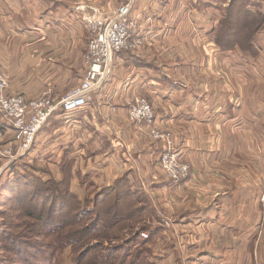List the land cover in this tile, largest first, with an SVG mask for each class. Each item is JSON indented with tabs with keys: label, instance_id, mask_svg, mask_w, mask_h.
Returning a JSON list of instances; mask_svg holds the SVG:
<instances>
[{
	"label": "crops",
	"instance_id": "1",
	"mask_svg": "<svg viewBox=\"0 0 264 264\" xmlns=\"http://www.w3.org/2000/svg\"><path fill=\"white\" fill-rule=\"evenodd\" d=\"M128 1L0 0V69L7 94L31 100L49 92L58 101L77 87L89 39L84 17H110ZM253 1L264 7V0ZM227 6V0H132L130 16L145 46L116 54L109 78L87 105L54 113L29 153L48 150L47 166L70 162L77 177L90 178L99 189L124 178L131 196L142 193L152 207L154 225L144 229L154 236L143 240L155 241L156 248L168 241L169 229L158 223L174 216L175 231L177 224L181 233L189 232L191 245L209 248L183 264H264V176L263 182L258 177L264 93L245 95L232 65L236 51H222L213 41ZM262 41L264 29L253 43L257 57L251 59L258 64L264 62ZM137 96L149 101L159 129L171 133L180 161L190 166L178 185L160 173L162 145L144 125L128 120ZM245 100L250 108L244 111ZM163 247L166 253L153 251L151 262L178 264L183 246Z\"/></svg>",
	"mask_w": 264,
	"mask_h": 264
},
{
	"label": "rangeland",
	"instance_id": "2",
	"mask_svg": "<svg viewBox=\"0 0 264 264\" xmlns=\"http://www.w3.org/2000/svg\"><path fill=\"white\" fill-rule=\"evenodd\" d=\"M227 1L229 6L230 0ZM228 9V19L233 22V25L231 23V27L241 31L243 36L240 40V44L245 46V42L250 38L258 22L249 19L243 20V22L238 21L237 12H239L240 9H236L235 7L234 9ZM254 41L253 43H255ZM233 50L236 51L232 54L236 62H233L232 65H236L238 68L237 79L241 81L242 87L245 88V95L248 96L249 99L252 97V94H258V96L261 97L264 93L263 60L261 64H258L249 57L250 55L247 56L245 53L244 55L238 46ZM130 53L133 52L125 51L118 54L129 55ZM226 77L227 79H231V76ZM254 89H257L255 93H253ZM245 101V104L243 103L244 111L250 108V101ZM29 153L10 163L7 159L0 157V264H77L75 261L76 257L87 245H93L98 242L105 248H109L116 242L109 241L112 235H114V237H119L120 241L117 243H121L127 240L128 236L132 234L131 232L137 227L144 228L145 225L148 228L153 227L154 223L150 221L152 217L144 216L145 219L141 220L142 224H138L137 222H130V224H128L127 227L131 230L122 233L112 231L110 234L106 232L102 233L104 230H99V227L97 231L93 230L95 234L92 233V231L91 236H87V238H82V240H80V237H75L79 236L78 230L86 223H89L93 216H83L82 221L79 222L78 219L80 214L71 211L61 213L58 211L59 209L54 210V208H50V206L48 208L45 206L43 193L57 190L60 195L63 196L62 198H65L69 204L79 206L78 201H83L85 202L83 203V207H88L90 209L91 205L89 202H91L94 196L103 189H99L94 182H91L90 178H84L81 174L80 177H77V175H75L77 172L76 168H67L65 165L66 163H63L64 167L61 166L62 168H57V166H53L54 164L47 166L46 164H52L48 163L45 159V153H48V150L41 153L37 150L35 152L36 154L32 153L31 156ZM159 169L160 173L165 177L160 167ZM8 173H12L13 175ZM253 174V180L256 181L255 175L258 176V174H255L254 170ZM262 175L264 176V164H260L259 167V182H263ZM244 176L245 181L249 180L250 177H246L245 173ZM75 180H77L78 185L81 186V191L78 185H72ZM16 181L19 183L16 184ZM50 181H53V183L48 184L47 182ZM259 187V193L263 195L264 187ZM67 188H71L70 191H72V195L76 197L78 195L80 200L77 198L76 200L69 198L68 195L65 194ZM46 195L48 194L46 193ZM55 202H61V200L59 199ZM146 208L148 207L146 206ZM102 211L103 216H106L105 212L108 214L112 212L111 208H104ZM99 214H101V212ZM162 217L163 216H161V218ZM132 220L137 221L138 219L135 220L134 218L129 221ZM173 220L177 222L174 216L162 218L161 222L158 224L160 227L169 229L167 233V238H169V240L161 245L159 242L157 248L155 241L150 242L148 244L149 250L152 252L154 251L153 253L156 251L166 253L163 247L165 244L169 245V247L173 244L177 249L183 246L181 250L177 251V254H181L180 252L182 251L183 255V257L179 256L180 258H178L177 262L178 264H183L184 262H190L187 261V258L190 257L191 260L192 257H196L197 254L199 255L200 251L209 249L203 247L200 243H198L197 246L191 245V242L188 240L189 232L185 231V233H181V228H178L177 224H175V231L173 229ZM141 233L146 235L149 234L148 231H142L140 234ZM177 235L180 236V238L181 236L183 237L180 243H178ZM77 241V246H74L73 242L76 243ZM162 249H164V251ZM97 252L102 254L101 250ZM94 255L95 254L92 253L93 257ZM168 255L173 256V253ZM92 256L87 257L83 263L79 264H92Z\"/></svg>",
	"mask_w": 264,
	"mask_h": 264
},
{
	"label": "built area",
	"instance_id": "3",
	"mask_svg": "<svg viewBox=\"0 0 264 264\" xmlns=\"http://www.w3.org/2000/svg\"><path fill=\"white\" fill-rule=\"evenodd\" d=\"M132 0L119 6L110 17L92 15L84 17V27L89 34L83 55L85 73L79 85L71 89L58 101L49 92L27 100L22 95L7 94L8 83L0 71V157L10 162L28 154L38 133L57 111L71 114L81 110L89 102L110 74L116 54L136 52L146 44V39L137 34L138 26L131 18ZM128 120L132 124L144 125L149 137L162 145L159 167L165 178L178 185L185 181L190 166L180 161L170 132L162 131L157 125L155 113L149 101L137 96L130 103ZM9 129L12 137L7 140ZM146 239V234H140Z\"/></svg>",
	"mask_w": 264,
	"mask_h": 264
},
{
	"label": "trees",
	"instance_id": "4",
	"mask_svg": "<svg viewBox=\"0 0 264 264\" xmlns=\"http://www.w3.org/2000/svg\"><path fill=\"white\" fill-rule=\"evenodd\" d=\"M233 6L236 9H240V11L237 12L238 21L243 22V20L249 19L251 21L254 20L258 22L257 26L252 31L250 38L247 42H245V46L240 44L243 34L239 29L232 28L231 23L233 25V22L228 19V8L234 9ZM263 29L264 7L261 4L256 3L253 0H230V5L222 11V17L219 21L217 29L214 31L213 41L222 51L233 50L236 46H238L243 54L245 53L247 56L250 55L249 57L255 59L257 57V51L253 45V41L258 33H260ZM65 165L67 168L71 167L70 162H67ZM62 167H64V165ZM78 177H80V175H78ZM17 183L19 182L16 181V184ZM47 183L52 184L53 181ZM46 193L48 195H46ZM43 194L45 206L48 208L50 206V208H54V210L59 209L58 211L61 213L71 211L73 213L80 214L78 219L79 222L82 221L83 216H93L89 223H86L78 230L79 236L75 237H80V240H82V238H87V236H91V232L93 230L97 231L99 227V230H104L102 233L106 232L110 234L112 231L122 233L124 231L131 230L127 227L130 222L142 224V219L144 220L146 216L152 217L153 214L150 202L142 193L137 192L135 198L131 196L132 193H130L124 178L112 186L103 188L102 191L96 194L93 200L89 202L91 205L90 209L88 207H83V203H85L83 201H78L79 206L69 204L65 198H62L63 196H61L57 190L46 191ZM65 194L68 195L69 198H73L75 200L77 198L75 195H72L70 188L65 190ZM59 199L61 202H55ZM146 206L148 208H146ZM104 208H111L112 212H109V214L105 212L106 216H103L102 210ZM100 212L101 214H99ZM134 218L135 220H138L129 221ZM144 228L140 227L138 230L135 228V230L132 229L134 230L131 232L132 234L128 236L127 240H124L121 243H117L120 241L119 237H114V235H112L109 241H116V244L113 243V245L109 248H105L98 242L93 245H87L76 257L75 261L77 264L83 263L87 257L92 256V253H94L95 255L94 257L92 256L93 260L91 261L92 264H154L150 260L152 255V251L148 248V243H150V241H145L140 237L141 231H148V229L145 230ZM148 232L152 238L154 233L150 231ZM92 233H94V231ZM151 242H153V240H151ZM77 243L78 241L76 243L73 242V245L77 246ZM99 250L102 251V254L97 252Z\"/></svg>",
	"mask_w": 264,
	"mask_h": 264
},
{
	"label": "water",
	"instance_id": "5",
	"mask_svg": "<svg viewBox=\"0 0 264 264\" xmlns=\"http://www.w3.org/2000/svg\"><path fill=\"white\" fill-rule=\"evenodd\" d=\"M1 173V172H0Z\"/></svg>",
	"mask_w": 264,
	"mask_h": 264
}]
</instances>
